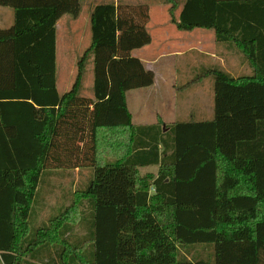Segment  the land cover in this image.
I'll return each instance as SVG.
<instances>
[{"label":"trees","instance_id":"1","mask_svg":"<svg viewBox=\"0 0 264 264\" xmlns=\"http://www.w3.org/2000/svg\"><path fill=\"white\" fill-rule=\"evenodd\" d=\"M82 1L0 0L13 13L0 27V264H264V0H185L178 19L165 0L177 30H213L218 50L192 52L202 62L177 84L181 101L208 81L211 119L182 112L167 131L159 118L135 124L127 103L155 81L132 56L151 42L147 5L97 4L91 46L59 93L56 24ZM75 170L88 179L37 224L43 194Z\"/></svg>","mask_w":264,"mask_h":264},{"label":"crops","instance_id":"2","mask_svg":"<svg viewBox=\"0 0 264 264\" xmlns=\"http://www.w3.org/2000/svg\"><path fill=\"white\" fill-rule=\"evenodd\" d=\"M83 1H82V8L80 14L77 17L64 15L58 20L56 24V62L58 60V62H60L61 67L76 69L75 71V76H76L78 63L81 57L84 55V53L91 46V13L93 8L97 4H101V3L115 4V5L123 4L126 6L147 5L149 10V21L146 27L151 37V42L150 44L144 47L133 50L132 56L138 58L143 63L146 69L154 72L155 74L154 85L155 84L170 85L169 87L173 91V110H174L173 115L178 117L182 112H185V116L195 114L196 116H198L199 119H211L213 115V111H212V100L209 94V87H208L209 99H208L207 107L202 104V101L200 99L202 96L201 92H197V93L189 92V93H185L186 97L184 99H186L187 97H191L190 99H193L194 101H192L188 105V107L182 111L179 108L181 107V103H180V93L178 92L177 84L182 82L183 76H184L183 80H188L191 78L192 73H190V66L187 72H185V74L182 75V73H180L181 65H184L185 63V67H187L190 59L192 62L191 66H193L196 62H198L199 59L197 58V55H193L191 53L192 52L204 53L202 50L203 44L201 40H198V37L199 36L203 37L204 35L206 37L208 36L209 39H211L216 45L215 33L213 30L195 29L189 32L176 30L177 29L176 27L171 25V23L167 22L170 21L171 19L170 8L172 6V3H167L165 0H83ZM171 1H174L177 4L174 13L176 18L178 19L181 10L184 6L185 0H171ZM12 21H13L12 10L6 7H0V27H9L12 24ZM173 36H176L177 38L172 39ZM83 51L84 53L80 57L79 55ZM204 54L210 56L211 58H218L214 54L213 55L212 54L208 55L209 53H204ZM199 62H202V60L200 59ZM93 63H94V55L91 54L88 57L86 63V69L89 66V64H91L92 66ZM87 73L88 71L86 72V77H87ZM72 75H74V70ZM86 77L84 80L83 95L91 97L92 87L89 94L84 93L86 91ZM91 84H93V80ZM127 103H128V98H127ZM165 116L166 114L160 113L156 115V119L151 123H146V124L143 123L138 124L136 122L134 123L137 125H150L157 123V120L159 118L162 120L164 124V131H167L165 126L173 124L176 121L177 117L175 120L169 121L165 118ZM155 167L157 168V172H158V167L157 166ZM148 168H152V167H148ZM157 172L155 174H157Z\"/></svg>","mask_w":264,"mask_h":264},{"label":"rangeland","instance_id":"3","mask_svg":"<svg viewBox=\"0 0 264 264\" xmlns=\"http://www.w3.org/2000/svg\"><path fill=\"white\" fill-rule=\"evenodd\" d=\"M167 22L171 23V21H167ZM171 25L176 27L172 23ZM176 36H173L172 39L177 38ZM198 40H201L203 44L202 50L204 53H209L208 55L210 54L216 55V53H218L216 45L211 39H209L208 36L207 37L205 35L203 37L199 36ZM83 53L84 51L79 56L81 57ZM226 58L227 59H222L221 63L228 71H231L234 74H239L240 72L244 71L245 67L243 65H240V62L237 58L227 55ZM56 66H57V73H56L57 88L59 93L63 94L70 88L72 82L74 81L76 69L63 68L60 66V62H58V60L56 62ZM180 68L182 70L186 69L185 63L184 65H181ZM73 70H74V75H72ZM87 71L88 73L86 77V91L84 93L89 94L92 87L91 84L92 80L96 74L95 63H93L92 66L91 64H89V66L87 67ZM169 86L170 85L168 84H155V85L153 84L143 88L131 89L127 92L128 105H129V109L131 110L134 116L133 117L134 122L138 124L151 123L156 119V115L160 113L166 114L165 118L169 121L176 119L177 116L173 115V111H174L173 91ZM208 87H209L208 81H202L201 85L198 86L197 88H190L193 89L190 92H194V93L201 92L202 96L200 99L202 101V104L205 105L206 107L208 106V99H209ZM190 98L191 97H187L186 99H182L180 101L181 103V107H179L180 110L182 111L185 110V108H187L188 105L192 101H194L193 99ZM141 172L142 174L145 173L155 174L157 172V168L152 167V168L142 169ZM88 177H89V172L86 170H82V171L75 170L73 172H68V173L65 172L64 174H61L60 181H55L54 184L55 190L53 191V193L49 194L50 196L43 194L44 204L42 207H37L35 212L34 219L35 221H38L37 224H40L41 223L40 221L46 222L48 217L57 214V212H59L58 208L61 205L63 204L68 205L71 201V195H72L71 191L74 190L75 188L77 189L78 185H80L81 182H85L88 179ZM48 188L50 187L43 185V189H48ZM33 226H35V223H33Z\"/></svg>","mask_w":264,"mask_h":264}]
</instances>
